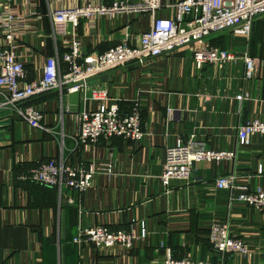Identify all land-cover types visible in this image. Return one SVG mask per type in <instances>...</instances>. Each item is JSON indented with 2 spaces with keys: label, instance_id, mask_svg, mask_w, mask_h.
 I'll use <instances>...</instances> for the list:
<instances>
[{
  "label": "crops",
  "instance_id": "1",
  "mask_svg": "<svg viewBox=\"0 0 264 264\" xmlns=\"http://www.w3.org/2000/svg\"><path fill=\"white\" fill-rule=\"evenodd\" d=\"M43 1L47 13L41 0L11 1L26 17L19 47L29 79L41 75L46 56L51 55L45 18L52 10L113 0ZM178 1L161 0L158 15L173 16L175 9L171 5ZM151 25L152 17L147 13L116 20L83 19L75 36L88 52L98 54L128 35L130 44L139 46L142 33ZM41 29V34L36 32ZM72 38L59 41L60 52ZM204 42L230 49L241 57H252L256 62L255 76L247 78L244 59L198 68L191 48L185 47L150 58L144 64H128L88 82L91 88H108L110 97L120 103L124 112L130 111L134 101L140 103L146 137L139 143L114 137L74 150L72 136L79 124L74 113L67 111L68 100L65 111L61 110L55 92L29 104L43 109V125L55 132L60 130V134L33 127L11 110H0V120L11 121L0 137V264H63V244L67 247L66 264H163L167 247L176 259L264 264V210L231 203L230 193L215 185L218 176L233 172L239 184L264 188V135L254 136L250 145H240L237 139L240 124L255 117L264 120V14L255 19L250 38L226 31ZM238 96L246 98L239 100ZM192 134L210 148L236 151V160L219 165L198 163L191 181H173L164 187L160 175L166 146L187 140ZM63 139L66 163L76 166L94 162L109 165L111 170L98 173L93 186L84 193H61L56 188L19 179L21 173L39 162L59 158ZM63 211L66 240L61 236ZM215 220L231 224L233 235L248 243V256H222L212 249L209 231ZM136 222L144 224L149 234L130 250L117 247L105 253L94 244L86 243L78 249L74 243L82 229L107 225L137 230Z\"/></svg>",
  "mask_w": 264,
  "mask_h": 264
},
{
  "label": "built area",
  "instance_id": "2",
  "mask_svg": "<svg viewBox=\"0 0 264 264\" xmlns=\"http://www.w3.org/2000/svg\"><path fill=\"white\" fill-rule=\"evenodd\" d=\"M11 1L0 0L3 7L0 12V110H11L33 127L49 131L42 123L44 110L37 109L29 102L55 92L59 95L61 110L65 111L68 94L80 91L81 107L78 113L73 114L79 124L77 133L72 136L74 150L88 148L100 139L119 137L139 143L146 137L142 110L137 100L132 103L129 112H124L120 103L110 97L108 88L102 85L89 87L88 82L91 79L104 73L128 64H144L150 58L189 47L198 68L230 64L244 59L247 78L255 76V59L247 54L241 57L230 49L204 41L225 31L250 38L255 19L264 14V0H180L171 5L175 9L171 17L158 15L162 8L161 0H113L108 3L103 1L57 8L48 16L56 51L46 56L41 75L33 79L28 77L24 55L19 47L20 30L26 25V17L17 12ZM145 13L152 17V25L142 33L139 46L130 44L128 35L108 50L92 54L75 36V30L80 27L83 19L137 18ZM42 31L41 29L36 32ZM69 36H73L71 43L60 52L59 41H67ZM245 98L238 96L239 100ZM256 135H264V120L260 117L250 119L237 127L240 145L252 144ZM64 141L63 139L59 158L39 162L21 173L19 179L53 187L61 193L65 190L84 193L93 186L98 173L111 170L109 165L98 166L94 162H82L76 166L66 163L63 156ZM237 156L238 153L233 150L210 148L206 141L192 134L187 140L181 139L166 146L160 179L166 188L173 181L189 182L194 177L196 164L209 162L219 165L222 162H234ZM238 180V175L231 172L218 176L215 185L219 190L230 193L231 203H245L257 210H264V188L251 189L249 183L241 185ZM143 225L136 222L137 230L107 225L88 227L80 231L74 243L78 249L86 243L94 244L105 253L117 247L130 250L149 234ZM209 242L212 249L222 256L250 254L248 243L233 235L231 224L227 220L212 222ZM79 264L88 263L80 261ZM163 264L227 263L194 261L188 257L176 259L172 249L167 247Z\"/></svg>",
  "mask_w": 264,
  "mask_h": 264
},
{
  "label": "water",
  "instance_id": "3",
  "mask_svg": "<svg viewBox=\"0 0 264 264\" xmlns=\"http://www.w3.org/2000/svg\"><path fill=\"white\" fill-rule=\"evenodd\" d=\"M41 4L43 7L44 13H47L46 8L44 6V1L41 0ZM46 21V35L50 47V54L52 55V44H53V38L51 36V25H50V20L48 17L45 18ZM68 109L72 113H78L81 107V92L80 91H75L73 93H69L68 97ZM11 121H1L0 120V137L4 133L6 129H8L9 124ZM61 236L63 240L67 239V230H66V211H63L62 213V221H61ZM66 259H67V247L66 244L62 245V261L63 264H66Z\"/></svg>",
  "mask_w": 264,
  "mask_h": 264
},
{
  "label": "rangeland",
  "instance_id": "4",
  "mask_svg": "<svg viewBox=\"0 0 264 264\" xmlns=\"http://www.w3.org/2000/svg\"><path fill=\"white\" fill-rule=\"evenodd\" d=\"M226 32V31H225ZM136 65H139V64H136ZM45 114V113H44ZM20 118H22L21 116H19ZM23 119V118H22ZM49 131H45V132H49V133H57V134H60V130H58V131H53V130H51V129H48ZM63 135V134H62Z\"/></svg>",
  "mask_w": 264,
  "mask_h": 264
},
{
  "label": "trees",
  "instance_id": "5",
  "mask_svg": "<svg viewBox=\"0 0 264 264\" xmlns=\"http://www.w3.org/2000/svg\"><path fill=\"white\" fill-rule=\"evenodd\" d=\"M216 35H218V34H216ZM215 36V35H214ZM219 46V45H218ZM222 47V46H221ZM44 96H46V95H44ZM44 96H41V97H44ZM41 97H39V98H41Z\"/></svg>",
  "mask_w": 264,
  "mask_h": 264
}]
</instances>
